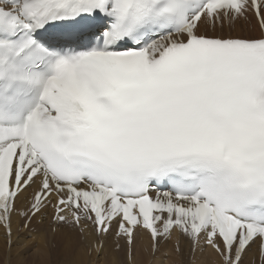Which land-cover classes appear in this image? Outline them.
<instances>
[{
    "label": "snow or ice",
    "instance_id": "1",
    "mask_svg": "<svg viewBox=\"0 0 264 264\" xmlns=\"http://www.w3.org/2000/svg\"><path fill=\"white\" fill-rule=\"evenodd\" d=\"M49 209L97 254L177 232L264 264V0H0L9 252Z\"/></svg>",
    "mask_w": 264,
    "mask_h": 264
},
{
    "label": "bare ground",
    "instance_id": "2",
    "mask_svg": "<svg viewBox=\"0 0 264 264\" xmlns=\"http://www.w3.org/2000/svg\"><path fill=\"white\" fill-rule=\"evenodd\" d=\"M12 227L14 242L10 252L0 227V264H95L93 256H98L96 262L99 264H145L146 259L149 258L152 259L153 264H218L212 250L198 247L193 251L189 241L176 235L170 242H160L159 250L155 251L157 253L154 255L145 234L137 233L132 245L131 261L128 262L123 244L118 250L113 249L111 235L104 240L102 252L97 254L93 250L88 254L93 236L84 239L75 230L64 226L58 231L52 232L53 226H49L46 217L42 222L37 217L30 225L31 231L29 232L18 230L16 224ZM60 237H62V248L55 253L54 246L57 245ZM176 242L179 243L177 253L174 251ZM35 244L36 247L32 248ZM70 251L72 254L67 256ZM64 252L66 256L63 255ZM244 264H256L255 256H246Z\"/></svg>",
    "mask_w": 264,
    "mask_h": 264
},
{
    "label": "rangeland",
    "instance_id": "3",
    "mask_svg": "<svg viewBox=\"0 0 264 264\" xmlns=\"http://www.w3.org/2000/svg\"><path fill=\"white\" fill-rule=\"evenodd\" d=\"M66 228V227H65ZM36 247V244L35 245H33L32 246V248H35ZM31 248V249H32ZM61 248H62V237H60L59 238V240H58V242H57V245L56 246H54V251H55V253H57L58 251H60L61 250ZM77 248V247H76ZM75 251V250H74ZM157 253V252H156ZM156 253H154V255H156ZM70 254H72V251H70V252H68V254H67V256H69ZM150 254V253H149ZM23 255V254H22ZM63 255H65L66 256V253L64 252L63 253ZM94 258H92L94 261H95V264H99L98 262H96V259L98 258V256L97 257H95V256H93ZM91 260V259H90ZM44 262V261H43ZM45 263V262H44ZM101 264V263H100ZM145 264H153L152 263V259H146V262H145Z\"/></svg>",
    "mask_w": 264,
    "mask_h": 264
}]
</instances>
